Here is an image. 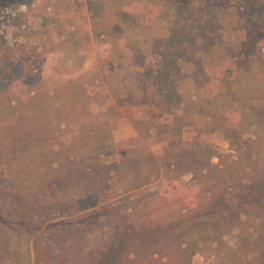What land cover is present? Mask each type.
<instances>
[{"label": "rangeland", "instance_id": "1", "mask_svg": "<svg viewBox=\"0 0 264 264\" xmlns=\"http://www.w3.org/2000/svg\"><path fill=\"white\" fill-rule=\"evenodd\" d=\"M98 2L104 9L112 6L111 1ZM204 2L191 3L199 8ZM196 11L184 12L179 24L166 23L143 3L128 12L129 21L111 13L106 18V35L96 40L90 29L87 0H0V95L17 105L15 92L23 91L42 104L54 137L53 147L35 150L0 170V210L20 218L18 224L27 229L26 235H20L0 228V264H33L32 242L39 235L35 230L42 219L55 217L57 210L56 215L66 220L64 231L73 236L72 246L88 252L105 245L109 248L108 264H124L118 243L123 227L110 218V209L120 207L122 212V205L134 202L131 214L145 206L157 209L153 217L170 213L179 206L183 194H193L199 185L185 173L176 182L177 190L165 192L173 182L164 174L163 162L185 170L197 164L205 146L220 156L212 162L221 161L227 178L238 176L253 189L256 181L264 178L262 91L251 81L252 76L242 86L224 81V62L230 58L228 45L217 50L220 62L210 63L198 53L201 43ZM249 28L257 53L264 54V24L251 22ZM226 38L231 52L249 49L243 27L225 34ZM156 39L167 46L180 41L186 49V58L179 61L174 77L184 108L182 116L171 121L182 124L178 136L164 132L166 121L158 118L163 111L155 102L150 105V79L160 63L151 51ZM214 98L224 103L227 118L225 126L210 129L207 100ZM136 121L143 123L136 126ZM230 126L243 134L242 139L252 141L244 144L228 132ZM228 133L230 140L225 137ZM75 137L89 140V146L80 141L76 149ZM96 140L104 145L100 155L89 149ZM132 158L140 161V181L110 172L114 163ZM49 162L52 169L47 167ZM133 185L137 188L132 189ZM101 196L108 201L77 214L63 211L66 204ZM253 222L242 217L225 234L226 251L239 248L240 232L254 231L257 227ZM133 238L134 234L130 235L124 246ZM208 256L207 252L197 254L191 264H205Z\"/></svg>", "mask_w": 264, "mask_h": 264}, {"label": "trees", "instance_id": "2", "mask_svg": "<svg viewBox=\"0 0 264 264\" xmlns=\"http://www.w3.org/2000/svg\"><path fill=\"white\" fill-rule=\"evenodd\" d=\"M107 1H111L112 6L104 9L99 7L98 0H87L90 29L96 40L106 35V18L111 13L121 15L124 20L129 21L131 14L128 12L136 11L143 3L149 4L154 15L166 23L175 21L173 23L179 24V18L184 12L189 15L194 9H198L197 36L201 43L198 53L208 58L210 63L220 62L221 56L217 54V50L228 45L227 53L230 58L224 62V81H229V85L242 86L247 85L248 77L252 76L251 81L262 91L264 102V54L257 53V45L249 28L251 22L264 24V0H206L199 8L193 6V0H189L190 4L179 3L178 0ZM238 27L246 30L249 49L231 52L230 40L224 39V35ZM151 51L156 54L160 63L158 71L150 79L153 89L150 105L155 102L163 111L158 118L166 121L164 132L178 136L181 134L182 124L171 121L180 118L184 108L174 77L180 69L179 61L186 58V49L180 41L171 42L167 46L156 39L151 43ZM15 97L17 105L0 95V170L17 164L35 150L53 147L54 137L45 107L23 91L15 92ZM216 99L207 100L212 119L207 124L210 129L226 125V108L222 101ZM142 123L136 121L135 125ZM228 132L237 135L244 144L252 141L250 138L242 139L243 134L233 126H230ZM229 133L225 136L226 140H230ZM73 139L76 149L80 148V141H83L84 147L89 146V140L79 137ZM97 141L89 149L93 154L100 155L104 145ZM52 153L55 155L53 150ZM215 157L220 158L213 148L205 146L200 151L197 164L188 165L185 170L173 169L168 162H163L164 174L173 182L165 192L177 190L176 182L185 173L191 174L199 185L193 194H183L178 200L179 206L170 213L153 217L157 209L149 210L145 206L138 213L134 210L131 214L130 206L136 207L134 202L122 205V212L120 207L110 209V218L120 222V227H123L118 243L119 255L124 264H191L195 255L204 252L210 257L205 264H264V178L256 181L254 189L238 176L227 178L221 168V161L213 164L212 158ZM52 165L49 162L47 167L52 169ZM140 167L137 159H122L112 165L110 172L117 177L135 176V180L140 181ZM0 183L3 184L1 178ZM136 188V185L132 186V189ZM106 201V196H101L98 200H78L64 205L63 211L71 215L77 214ZM57 211L53 212V218L42 219L41 222L38 220L40 223L35 233L39 232V235L32 242L33 264H108L107 246H96L85 252L80 246L71 245L73 236L65 232L66 220L56 215ZM14 217L6 216L0 210V228L23 235L27 229L18 224L20 218ZM242 217L253 219L257 228L250 233L248 230L240 232L239 248L228 252L224 248V236L242 221ZM133 234L134 238L124 246Z\"/></svg>", "mask_w": 264, "mask_h": 264}]
</instances>
